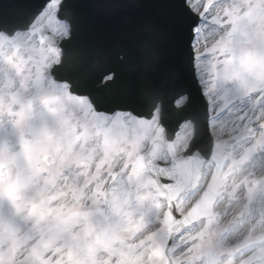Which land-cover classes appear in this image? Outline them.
<instances>
[{
	"label": "rangeland",
	"instance_id": "1",
	"mask_svg": "<svg viewBox=\"0 0 264 264\" xmlns=\"http://www.w3.org/2000/svg\"><path fill=\"white\" fill-rule=\"evenodd\" d=\"M59 3L50 6L47 16L51 17L50 23L58 33L66 34L60 29H67V26L62 25L55 16ZM211 3H215L212 16L195 43L196 55L202 57L197 62V69L205 77L206 90L217 112H223L224 117H230L237 124L243 119L247 130L241 129V134L258 142L251 149L249 145L241 147V160L232 161L225 172L222 159L228 157L229 147L227 143H222L225 139L223 134L228 132V138H233L237 133L223 119L216 123L214 136L220 143L215 147L213 163L207 172L210 177L216 174L220 182L225 175H232L240 163L253 160L256 154L264 151V135L252 130L264 125V109L258 111L264 103V0H221L220 3L218 0H190L191 7L197 12L201 11L203 4L209 6ZM38 23L40 27L45 21ZM21 48L24 50L21 51ZM214 48L221 50L212 51ZM12 50H15V58L20 62L16 71L17 83L25 85L29 100L43 97L47 102L46 108L39 110L40 116L50 113L57 115L55 98L63 96V99L70 98L71 104L72 101L75 103L66 86H62V92L58 91L44 77L46 69L59 63L58 50L39 47L36 42L27 43L23 37L10 42L0 37V64L5 59L8 61ZM40 58L43 62L37 73L39 75H35L33 65ZM21 71H27V75L23 77ZM21 96H25V92L18 95L13 92L10 100L16 101ZM88 106L87 101L79 100L67 118H76L77 122L71 124L67 120L66 125L70 129L59 132L56 129L61 137L58 147L64 157V166L60 169L66 174L65 177H59L56 168L46 169L40 162L49 137L56 134L55 129L43 132L42 119L39 121L38 116L30 112L20 115L15 109L10 110L5 126H0V173L9 163L18 167L16 183H19V190L16 194L19 197L17 203L21 205L17 213L11 211L7 199L0 201L4 209V218L0 221V264H12L14 258L20 264L21 257L24 258L23 264H48L57 256L66 258L68 264H140V254L143 253L147 259V251L163 238L159 235L162 224L156 195L146 187L121 222L109 224L103 214L106 183L115 177L117 170L131 173L143 162L142 153L147 146L154 141L164 140L158 115L152 122L138 120L128 114L101 119L86 112ZM25 107L28 112L29 105ZM250 121L259 123L250 124ZM105 123L109 124L108 127ZM51 127L55 126L51 124ZM29 129L33 130L30 136L27 135ZM100 133L103 134L102 139ZM191 133L192 127L189 126L181 130L180 139L168 149L166 161L187 149ZM12 140L22 145V153H9L6 144ZM39 152L41 158L36 164L32 156L38 157ZM214 162L218 163V167L222 164L220 170ZM251 166L243 173L249 171ZM258 167L259 175L231 181L233 195L222 200L216 220L205 228L202 225L197 231L196 234L203 233L205 236V264H217L219 255L234 251L235 247L229 251H224L220 245L216 247L220 242L219 233L221 236L226 231L232 232L230 239L226 236V240H231V245L236 246L241 237L252 232L241 228L245 223L237 224L238 221L234 220L241 209L242 213L237 219L242 214L245 215L242 220L252 215L253 235L248 237L252 242L258 241L264 229L257 220L258 210L264 208V189L257 191L256 182L264 172V160L258 163ZM139 171L146 183L150 176L145 167H140ZM242 184L247 191L243 190L241 196L237 197L235 190H240ZM0 185L6 184L0 181ZM246 192L248 195H245ZM236 201L235 210L229 213ZM182 203L185 208L188 207L184 201ZM218 226L219 229L215 230ZM142 241L143 247H137Z\"/></svg>",
	"mask_w": 264,
	"mask_h": 264
},
{
	"label": "water",
	"instance_id": "2",
	"mask_svg": "<svg viewBox=\"0 0 264 264\" xmlns=\"http://www.w3.org/2000/svg\"><path fill=\"white\" fill-rule=\"evenodd\" d=\"M43 3L45 0H0V30H3L0 33L13 35L16 31L27 30ZM66 4L73 7L65 8ZM62 15L71 23V38L66 40L45 34L44 39L51 46L61 42L75 46L64 51L62 59V63H66L71 52L78 53L69 69L73 94L91 90L105 71L115 68L116 79L105 87L121 108L131 109L138 118L151 119L161 103L167 142L177 120L186 117L196 126L201 151H207L208 138L204 129L208 113L191 60L193 36L189 26L195 16L188 8L180 7V0H65ZM121 54L123 59L118 60ZM77 80L87 85V89L76 88ZM185 95L190 102L185 108L176 109V101ZM165 150L166 144L157 142L144 155L151 175L154 163L163 165ZM205 163L203 156L198 155L184 168L183 194L199 185ZM214 203L212 201L210 208L209 203H202V217H212ZM198 205L200 202L191 214V221Z\"/></svg>",
	"mask_w": 264,
	"mask_h": 264
},
{
	"label": "snow or ice",
	"instance_id": "3",
	"mask_svg": "<svg viewBox=\"0 0 264 264\" xmlns=\"http://www.w3.org/2000/svg\"><path fill=\"white\" fill-rule=\"evenodd\" d=\"M52 3V0H45V3L41 4L38 11L33 15L32 20H35L45 8ZM65 8H72L70 4L64 5ZM180 7L182 9L188 8V0H180ZM208 13L204 12L203 16L195 17L190 26L189 33L192 34L193 39H197L200 34L199 25L206 23V17ZM57 19L61 21V24H66L67 21L63 17L57 16ZM31 21H29V24ZM63 32H67L66 28L60 29ZM3 31V30H0ZM60 51H66L70 46L61 42L58 45ZM193 49V55L191 60L194 62V67H199L197 63L202 57L196 55V44H190ZM221 50L220 48H214L212 51ZM207 54V53H206ZM78 56V53L71 52L69 54L68 61L59 65H55L49 73L55 81L54 86L58 91H63L64 85L68 87L71 92L73 87V78L69 74L71 63ZM117 59H123V55L117 56ZM117 72L115 68H111L104 72L100 79L96 82L91 90H85L79 95L86 96L93 111L101 119L108 118V114L112 113L116 116L123 115L125 113H131V109H124L119 106V103L112 98L110 91L105 87L108 78L115 80ZM76 88L87 89V85L81 84L78 80L75 83ZM107 93V95H105ZM264 108V104L260 105ZM205 112H210L208 122L205 126L204 133L207 136V151H201V140L197 137L195 128L192 126L191 120L186 117H180L176 124L175 130L172 133L169 144L175 145L177 140L180 139L181 130L185 126L192 127V136L197 137L189 143V147L185 150L184 154L176 159L170 161L167 165H160L158 162L152 165V176L145 183V178L140 174L139 168L144 164L141 162L137 168L132 169L131 176L129 177V183H133V178L136 184L135 195L137 199H140L144 188H148L156 195L157 207L160 210L161 215V230L159 235L163 238L158 244L151 247L147 251V259L144 258V254H140V264H205L206 261V248H205V236L203 233L196 234L193 230L195 221H191V214L194 210L195 204L188 205L187 208L183 206L182 200L184 198L181 189L186 185V178L183 174L184 168L189 166L198 155H202L204 161H210L214 155V149L216 145L215 138L209 132V129L215 131L216 122L225 121L227 125L231 126V129L235 133H239L241 129L247 130V126L244 125L243 119L239 124L233 121L230 117H224L223 112H217V108L211 105L209 102L206 105ZM133 115H138L132 113ZM250 124H258L259 121H250ZM255 131V128L252 129ZM260 132L264 133V125H260ZM224 138L227 139L229 133L224 132ZM121 174L118 180V186L122 187L124 184L123 175ZM198 187V186H197ZM19 190V183L0 185V201L7 199L11 205V211L19 212L21 205L17 203L19 200L16 194ZM118 190V189H114ZM195 190L189 192V195L193 194ZM128 195L131 196V189L127 190ZM4 218V209L0 206V221ZM155 239V237H151ZM143 241L137 245V247H143ZM70 255V254H69ZM211 254L209 253V256ZM233 260L230 264H236L235 257H240L239 264H264V241L252 242L248 236L241 237L237 242L234 251L232 253ZM12 264H17V259L14 258ZM20 264H23L21 259ZM48 264H68L66 258L57 256L52 260H49Z\"/></svg>",
	"mask_w": 264,
	"mask_h": 264
},
{
	"label": "flooded vegetation",
	"instance_id": "4",
	"mask_svg": "<svg viewBox=\"0 0 264 264\" xmlns=\"http://www.w3.org/2000/svg\"><path fill=\"white\" fill-rule=\"evenodd\" d=\"M31 36H32V41H34L36 38H38V30L36 29L35 31L31 32ZM7 42H10V41H7ZM14 51L15 50H12L9 53L13 57L15 56ZM1 55L2 54L0 51V56ZM6 62H9V61H6ZM41 62H43V59L40 58L36 61V64L33 65L35 67L33 69L35 75L38 73V71L40 69ZM11 65L13 68L10 69V64H9L8 71H10V73H12L14 75H12L13 77L4 76L3 84L0 87V91L2 89L6 90V96H5L4 100L0 101V119H4V118L8 117L10 115V110L15 109V110H17L16 112L20 115L23 112L24 113L30 112L35 116L37 115L39 121L42 119L43 124L41 126L42 127L41 129H44V130H41V131L46 132V129H55L56 134L49 137L50 141L48 143H46L47 145L45 146V148L43 150V159L49 166L58 168V170L60 171V167L63 166V163H64V157H63V154L60 153V149L58 147L60 136H59V133H57L56 129H58V132L60 130L63 131L65 129H70L66 125V121L69 120V119H67L68 115L70 114V112L73 111V104H71L70 98H65V99H62L60 101H56L57 111L55 114H57V115H53V116H52V113H50L49 115L44 114V115L40 116V113H39L40 111H37L34 109H31V110L29 109V111L27 112L25 106L31 105L34 107L36 99L42 100V101H45V99H43V97H40V98L37 97L35 99L33 98L32 100H29L28 99L29 95L27 94V88L25 87V85L17 83L18 78H17V72L16 71L18 69V62L15 60H11ZM37 75H39V74H37ZM13 92L17 95L20 92H25V96L18 97L16 99V101H11L10 96ZM34 94L39 95L37 93H33V95ZM6 97H7V100H5ZM66 104H70V105L65 106ZM54 105H55V103H54ZM45 108H46V106L43 107V110ZM64 109H66V111ZM50 111H52V107H50ZM61 113H63V114L61 115ZM46 124H49V126L47 127ZM51 124H53L55 127H51ZM31 131H33V130L29 129L28 134H27L28 136H30L29 134L32 133ZM44 135L46 136V134H44ZM42 142L44 143V141H42Z\"/></svg>",
	"mask_w": 264,
	"mask_h": 264
},
{
	"label": "bare ground",
	"instance_id": "5",
	"mask_svg": "<svg viewBox=\"0 0 264 264\" xmlns=\"http://www.w3.org/2000/svg\"><path fill=\"white\" fill-rule=\"evenodd\" d=\"M264 104V103H263ZM264 109V108H263ZM261 110V107L258 109V111H260ZM219 127H220V124L218 125ZM264 160V155L261 157V161H263ZM258 171V168H254L252 171H251V173H245L244 174V176H246V175H249V174H252V175H254V173L255 172H257ZM244 176H242V177H244ZM237 203H238V201H236V202H234V209L233 210H231L229 213H233V211L235 210V206H237ZM252 223H253V225H254V221H253V217H251L250 219H248L247 220V223H245V224H243V225H241V228L243 229V228H248V229H253V225H252Z\"/></svg>",
	"mask_w": 264,
	"mask_h": 264
}]
</instances>
